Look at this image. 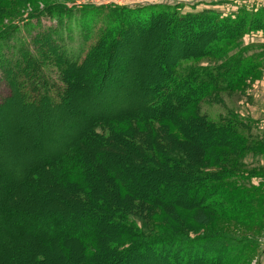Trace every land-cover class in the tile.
I'll use <instances>...</instances> for the list:
<instances>
[{"label": "trees", "instance_id": "1", "mask_svg": "<svg viewBox=\"0 0 264 264\" xmlns=\"http://www.w3.org/2000/svg\"><path fill=\"white\" fill-rule=\"evenodd\" d=\"M72 4L73 8L77 5ZM185 4L172 1L132 7H92L99 13L107 10L103 17L107 20L78 52L67 49V39L71 40L72 34H65L59 27H45L39 34L32 33L43 17L52 19L55 14L73 13L69 3L50 2L18 13L0 7V20L9 19L0 28V48H12L8 45L12 43V49L15 54L20 52L27 68L22 71L17 63L0 61L10 91L5 102L13 93L18 101L31 96L33 100H41L39 103L54 98L62 100L70 93L80 94L85 87L80 86L83 81H100L99 69L113 75L117 53L122 49L119 43L126 42V49L129 47L130 39L125 32L132 25L137 26L141 37L151 32L159 21L166 23L169 34L165 46L169 44L170 48L172 41L186 48L183 40L174 42L175 35L182 30L200 41L183 49L182 57L175 53L171 58V49L164 47L162 57L157 58L163 73L154 74L155 81L150 87L131 91L129 102L120 112L97 115L92 133H85V139L78 140L72 148V145L67 147L65 157L59 162L64 169L58 166L59 171L53 170L54 157L46 168L38 164L33 168H41L40 178L36 180L52 175L51 181L46 180L51 185L42 189L47 202H56L64 211L75 209L68 215L78 213L79 218L65 223L61 220L63 214L58 215L59 223L46 233L35 226L20 225L7 230V234L0 230V240L5 234L23 238L16 240L24 243L19 248L20 255L30 249L25 243L29 240L41 245L37 254L31 250L24 264H53L60 257L56 253L64 255L67 250L66 264H118L119 261L133 264L144 257L150 258L149 254L166 256L168 264H244L248 261L255 246L254 238H238L221 230L191 235L188 230H181L177 222L179 215L175 213L167 231L153 232L143 221L144 213L161 209L176 212L175 208L180 207L196 214L211 212L250 228L264 224L261 120L233 110L217 116L201 111L202 103L220 102L223 94L262 74L264 48L246 46L244 37L251 31L264 33V7L257 11L240 9L233 17L220 16L208 9L182 13ZM81 6L88 10L85 5ZM215 26L224 31L217 40L204 45L207 32ZM23 30L30 33L29 41L21 38L25 35ZM58 33L59 41L54 35ZM37 43L66 66L67 77H63L61 70L49 66L44 52L34 49ZM129 60L130 56L118 59V63L126 65ZM122 72L124 75L125 70ZM20 75L28 82L30 92L19 83ZM112 80L111 98L120 95L124 87L117 77ZM32 104L34 101L27 105ZM39 197L25 198L24 202L37 201ZM2 212V215L9 214V211ZM37 217L28 214L34 221ZM21 219L24 218H16ZM105 224L109 225L108 229ZM185 225L192 228L187 222ZM15 256L14 264H23L18 254Z\"/></svg>", "mask_w": 264, "mask_h": 264}, {"label": "rangeland", "instance_id": "2", "mask_svg": "<svg viewBox=\"0 0 264 264\" xmlns=\"http://www.w3.org/2000/svg\"><path fill=\"white\" fill-rule=\"evenodd\" d=\"M156 1L160 0H0V7L7 8L9 12L18 13L29 11L50 2H66L69 3L71 8H73L72 3H76L77 5L73 8V13L63 14V16L60 15L61 19L57 18L60 17L58 14L53 15L52 19L43 17L40 25L36 28L34 27L32 33L39 34V32L46 30L45 27L49 28L51 26L54 29L59 27L65 34L67 32L72 34V39H67V49L78 52L80 49L85 48L86 44H89L91 38H94L98 34L101 26L107 20L103 18L108 13L107 10L103 9V12L99 13L97 10L91 9L92 7L106 8L107 6L113 5L132 7L134 5L148 4ZM161 1L172 2L176 0ZM185 1L186 4L183 10H181L182 13L208 9L219 13L220 16H225V12L228 9L226 4L218 2L220 0ZM81 5H85L88 10H84ZM8 21L9 19L7 18L3 21L0 20V28L7 25ZM60 22H62L61 25ZM158 23L157 26L156 24L154 25L151 32L141 37L139 36L137 26L132 25L130 28H127L129 32L126 31L125 35L130 39L128 43L129 47L126 49V42L119 43L122 49L117 53V59L113 66V75H109L106 71L103 73V68L99 69L100 72L97 74L100 81H83L80 86L81 88L83 86L85 87L80 90V94L77 93L75 95L70 93L72 96L68 95L66 99L58 100V98L51 97L54 98L52 101L48 99L45 103H39L41 100H33L31 96L25 100L19 99L18 101L15 93H13L5 102L4 99L9 95L10 91L3 78V73L1 72L2 67L0 66V101H2L0 105V230L2 234L3 232L6 233L7 230L9 232V229L14 230L16 225L23 227L35 226L34 228L38 227L40 232H50L59 223L60 220H57V217L61 214H63L62 222L69 223L74 220L77 221L79 218L78 213L74 214L75 216H72L73 214L68 215L70 212L74 213L75 209L69 208L72 211H64L61 208L62 206L57 205L56 202L52 204L47 202L48 197L44 196L45 193L42 189L51 185L46 180L51 181L52 175H46L44 180H36L35 178H40V167L49 164V160L52 157L55 158L54 164H52L54 165L53 170L59 171V162L65 157V151L68 150L67 147L72 145L70 147L72 148L78 140L80 142L82 139H85L86 137L83 136L85 133H92L91 131L94 129L93 121H95L94 118L97 115L103 116L108 113L120 112L127 102H129V94L131 91L135 92L140 88V90H144L152 85L155 81L153 78L154 74L160 73L161 75L163 73L158 68L160 67V63L157 62L159 60L157 58L162 57L164 47H167L169 50L171 49L170 56L174 58L175 53L177 55L181 54L182 57V50L186 49L190 44H193L194 41L197 44L200 43L189 32L185 33V31L180 30L181 33L175 35L174 42H181L183 40V45H186V48L181 47L179 43H176L178 46L172 44L173 41L171 42V48L169 44L165 46L166 37L168 38L167 25L166 23H160V21ZM36 24L37 21L34 22V26ZM222 31H224L223 28L216 26L210 29L207 32L208 37L205 38L204 45L217 40V36ZM22 32L25 35H22L21 38L29 41L30 33L25 30ZM54 35L59 41V33ZM43 41L41 39V43ZM251 41L253 42L247 46H260L264 48V40H262V37H254ZM41 43H37V47L34 49L38 48L39 51H43L49 66L54 67L56 70H61L63 77H67L68 74L64 71L66 66L57 62L56 55L49 49L41 48ZM8 45L13 48L12 43ZM12 48H0V61L7 59L9 62L15 63V65L17 63L22 71H26L27 68L23 64L22 59H20V52L15 54ZM187 50V52H191L190 49ZM128 56H130V60L126 65L124 63L123 65L118 63V59H124ZM56 63H58L57 66ZM89 65L91 64L89 63ZM91 69L97 68L91 67ZM123 69L125 70L124 75L121 74ZM261 72L262 74L259 76L245 80L247 82L235 91L223 94L220 102L217 101L213 104L207 102L202 103V113H206L209 116H217L233 110L255 120H261L262 128H264V69ZM48 77L50 79L52 78L51 76ZM115 77L121 80V84L122 82L124 83V87L120 95L111 98L109 97L111 96L109 92L114 88L112 78ZM50 82L48 81L49 84ZM19 83L24 85L25 91L30 92L28 82H26L23 75H20ZM117 84L120 85L119 83ZM59 85L62 84L59 83ZM47 87H50V85H47ZM73 88H76L75 84ZM31 101H34V104L27 105ZM135 101L132 98V102L135 103ZM7 102L12 103L8 105L6 104ZM37 164L40 166L39 170L37 168L33 169ZM60 167L64 169L63 166ZM36 195H41L39 200H31L28 203L24 202L25 198L31 199ZM2 211H9L10 215H2ZM175 211L170 212L163 209L157 210L156 212L150 211L149 213H144L143 221L146 227L150 228L149 230L153 232L167 231L169 223L172 221V214L175 213L179 215V221L177 222L181 230H188L191 235H201L221 230L238 238L245 236L254 238L255 246L248 257V261L244 264H262L264 262V224L260 228H250L242 223L221 219L211 212L196 214L192 210L180 207L175 208ZM28 214H31L32 217L33 215H38V217L34 221L32 218H28ZM21 216L24 218L23 220H16V218L20 219ZM176 219H178L177 215ZM38 221L40 222L37 224ZM185 222L192 228L185 225ZM104 227L108 229L109 225L105 224ZM6 234L0 240V264H14L15 254H18V259L23 263V261L29 259L31 250H33L34 254H37L38 247H41V245H38L37 240V242L29 240L30 243L29 241L25 243L29 245L30 249L20 255L19 248L24 243L22 241L16 243V240L23 238L17 237V235ZM66 252L68 253V250ZM57 253L55 256L58 257L60 255V257L54 259L53 264H66L65 260L68 261L69 259L68 254H64V257L63 253ZM147 256L150 258L145 260L146 257H144L133 264H168L169 261L163 255H159V257L155 254H149ZM104 258L106 259V257ZM76 259H79V257H76ZM154 259H159V261L156 262ZM192 262L194 261L190 263ZM121 263L123 261H119L118 264Z\"/></svg>", "mask_w": 264, "mask_h": 264}, {"label": "crops", "instance_id": "3", "mask_svg": "<svg viewBox=\"0 0 264 264\" xmlns=\"http://www.w3.org/2000/svg\"><path fill=\"white\" fill-rule=\"evenodd\" d=\"M179 1V0H176ZM181 1V0H180ZM156 2H163V1H156ZM182 2H186L185 0ZM218 2H223L227 6V12H225V15H231L235 17L237 13L240 11V9H248L249 11H257L264 7V1L263 0H220ZM153 3V2H150ZM155 3V2H154ZM254 37H262V40H264V33L262 31H257L254 33V31L249 32L244 37V44L247 46L253 41H251ZM264 264V262L262 263Z\"/></svg>", "mask_w": 264, "mask_h": 264}]
</instances>
